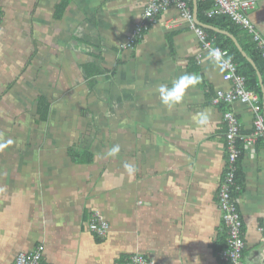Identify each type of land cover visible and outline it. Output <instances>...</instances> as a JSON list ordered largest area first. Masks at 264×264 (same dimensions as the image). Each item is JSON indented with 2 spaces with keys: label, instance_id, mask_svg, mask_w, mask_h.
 I'll return each instance as SVG.
<instances>
[{
  "label": "crops",
  "instance_id": "1",
  "mask_svg": "<svg viewBox=\"0 0 264 264\" xmlns=\"http://www.w3.org/2000/svg\"><path fill=\"white\" fill-rule=\"evenodd\" d=\"M152 1L0 0V264L39 247L44 264H121L134 254L228 264L219 256L229 240L219 209L226 126L210 100L231 83L174 6L124 48ZM243 1L264 38V0ZM201 23L233 35L250 57L256 44L246 29ZM185 74L199 83L169 109L158 87ZM231 109L250 134L252 107ZM201 113L207 125H198ZM237 166L251 264L264 250V144L243 147ZM94 220L106 225L103 237L91 231Z\"/></svg>",
  "mask_w": 264,
  "mask_h": 264
},
{
  "label": "built area",
  "instance_id": "2",
  "mask_svg": "<svg viewBox=\"0 0 264 264\" xmlns=\"http://www.w3.org/2000/svg\"><path fill=\"white\" fill-rule=\"evenodd\" d=\"M209 1L211 7L207 10V17L227 16L230 20L250 32L254 38L255 48L259 50L264 58V38L256 31L254 24L246 16V12L253 6L252 2L243 0H203ZM176 7L181 13L188 26L197 35L201 49L206 54L210 49H219L222 59L228 63L221 66L224 71V80L231 83V88L227 91H218L211 97V104L224 108L223 117L226 126V152L227 166L224 182L219 190V209L221 212L223 225L228 233L229 240L226 249L219 252V256L228 264H247L243 258L245 249L243 219L234 197L237 189L234 180L238 169V160L242 154L243 147H253L258 143L264 144V115L261 113L259 99L253 90L248 89L246 78L239 73L238 64L234 61L231 53L227 49L215 46L204 28L197 25L193 10L188 0H153L144 11V15L139 24L136 25L132 36L128 39L124 48L134 49L137 38L144 35L154 24L158 16L169 7ZM241 102L250 105L254 111V130L250 134L242 132L240 121L231 109L233 104ZM91 231L97 233L99 237L106 234L107 227L99 220L92 222ZM264 234V223L260 228ZM15 264H44L42 248H37L30 253H21L16 258ZM121 264H158L154 260L146 259L141 255L134 254L123 260ZM251 264H264V250L257 254Z\"/></svg>",
  "mask_w": 264,
  "mask_h": 264
},
{
  "label": "trees",
  "instance_id": "3",
  "mask_svg": "<svg viewBox=\"0 0 264 264\" xmlns=\"http://www.w3.org/2000/svg\"><path fill=\"white\" fill-rule=\"evenodd\" d=\"M191 8H193V0H188ZM211 7V3L209 1H203L198 0V17L201 22H204L208 25H220L221 28L225 29L227 27H230V31L232 33H236L235 29H237V26H235L231 21L230 18L227 16H217L215 18H208L206 16L207 10H209ZM193 10V9H192ZM235 28V29H233ZM205 31L208 33L210 39L213 41L215 46L221 47L223 49H227L230 51L232 57L234 58V61L238 64V71L240 74H242L246 78V84L248 89L253 90L257 92L258 94H261V87L259 84V79L257 76V70L254 68V66L246 60L242 56V54L239 52L238 48L235 46L233 41L229 39L228 37L218 34L212 30ZM253 52L248 51L250 57L255 61L259 71L264 76V58L254 47V43L252 46ZM97 73V71H95ZM123 262V261H122ZM121 262V263H122Z\"/></svg>",
  "mask_w": 264,
  "mask_h": 264
},
{
  "label": "clouds",
  "instance_id": "4",
  "mask_svg": "<svg viewBox=\"0 0 264 264\" xmlns=\"http://www.w3.org/2000/svg\"><path fill=\"white\" fill-rule=\"evenodd\" d=\"M222 55L223 54L219 49L213 48L208 51L206 59L209 60L210 62L223 66L228 62L222 59ZM198 83H199V77L185 74L180 76L178 79L174 80L172 82L171 87L165 84H161L158 87V93L161 103L167 108L172 109L176 105H179L183 102L187 89L195 86ZM208 121H209V116L206 113H201L197 118V123L200 126L207 125ZM119 151H120V146L114 145L111 149H109L108 155L115 156L116 154L119 153ZM125 168L129 172V179H131L132 178L131 174L135 171L134 166L130 164H126Z\"/></svg>",
  "mask_w": 264,
  "mask_h": 264
},
{
  "label": "water",
  "instance_id": "5",
  "mask_svg": "<svg viewBox=\"0 0 264 264\" xmlns=\"http://www.w3.org/2000/svg\"><path fill=\"white\" fill-rule=\"evenodd\" d=\"M194 13H195V20H196V23L197 25L201 26V27H204V28H207V29H213V30H216L215 28L211 27V26H207V25H204L202 24L199 19H198V0H194ZM217 31V30H216ZM221 33H223L224 35L228 36L229 38H231L234 43L236 44L237 48L239 49V51L241 52V54L254 66V68L258 71V68H257V65L256 63L254 62V60L252 58H250L247 53L242 49V47L239 45V42L238 40L233 36L231 35L230 33L228 32H224V31H219ZM258 76L260 78V80H262V74L258 71Z\"/></svg>",
  "mask_w": 264,
  "mask_h": 264
},
{
  "label": "bare ground",
  "instance_id": "6",
  "mask_svg": "<svg viewBox=\"0 0 264 264\" xmlns=\"http://www.w3.org/2000/svg\"><path fill=\"white\" fill-rule=\"evenodd\" d=\"M0 19H1V11H0Z\"/></svg>",
  "mask_w": 264,
  "mask_h": 264
}]
</instances>
